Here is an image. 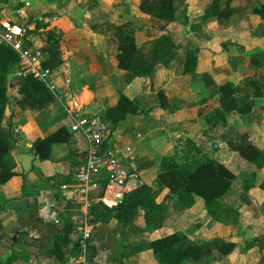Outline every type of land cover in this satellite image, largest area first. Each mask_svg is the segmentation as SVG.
Segmentation results:
<instances>
[{
	"label": "crops",
	"instance_id": "0c3cea01",
	"mask_svg": "<svg viewBox=\"0 0 264 264\" xmlns=\"http://www.w3.org/2000/svg\"><path fill=\"white\" fill-rule=\"evenodd\" d=\"M211 1L185 0L186 21H168L170 30L165 31L179 45L177 55L168 65L157 64L150 75L131 76L124 69V75L113 82L111 73H98L100 69L93 70L86 63L78 65L76 59H71L73 74L80 78H75L73 91L70 67L62 62L51 69L55 90L47 87L54 94L52 102L39 110L21 107L16 101L19 95L14 104L8 102L2 124L8 128L11 123L12 136L9 152L0 157V168L9 158L14 174L0 183L1 261L14 254L13 264H264V244L246 245L247 240L264 234V163L257 165L228 144L235 133L244 132L254 146L264 151V95L252 98L249 112L225 111V120L215 125L205 124L203 119L221 106L218 85L225 81L238 84L254 75L259 80L264 78V61L255 65L250 59L253 52L264 48V20L253 12L264 0H230L229 6L238 10L224 20L225 24L208 9ZM186 48L198 51L194 70L183 73L181 60ZM46 57L47 53H42L41 61ZM17 63L11 71L18 84L23 78L15 75ZM248 90L244 87L238 95H246ZM158 91L167 103L177 107L172 111L161 107ZM121 93L136 101L142 112L118 124L105 119L110 128L105 148L120 157L127 169L137 172L132 181L134 190L141 185L152 188L154 202L161 209L157 212V221H161L157 227L147 224L142 208L128 222H118L115 210L110 222H101L94 218L92 205L85 209L58 191L61 183L73 181L87 148L82 132L68 130L71 117L61 104L104 116ZM55 101L59 105H53ZM61 126L66 130L42 146L49 157L40 159L34 142ZM68 133L69 140L64 141ZM163 157H172L184 166L214 158L234 173L231 188L218 199V206L199 196L185 204L168 185L157 180L163 172ZM223 208L234 209L239 216L222 219ZM85 212L91 224L87 227L89 245L82 256L79 241L83 230L76 229L80 224L76 219ZM69 226L70 231L63 232ZM58 231L62 232V258L51 251L53 235ZM167 235L176 236V249L184 240L197 244L213 238L236 245L217 258L185 255L163 261L153 241ZM90 246L93 250L88 254ZM95 256V262L88 260Z\"/></svg>",
	"mask_w": 264,
	"mask_h": 264
},
{
	"label": "trees",
	"instance_id": "16d2710c",
	"mask_svg": "<svg viewBox=\"0 0 264 264\" xmlns=\"http://www.w3.org/2000/svg\"><path fill=\"white\" fill-rule=\"evenodd\" d=\"M230 0H212L208 9L213 15H216L222 24L224 20L229 19L232 14L238 10L237 7L229 6ZM139 9L142 12L151 14L165 21H175L183 18L182 22L186 21L185 10L186 4L182 8H178L176 0H140ZM183 14H179V10ZM253 12L259 14L264 20V3L253 8ZM231 15V16H230ZM48 22H36L35 30L46 28ZM132 27L124 29L120 27L118 43V67L127 70L128 74L133 75H150L159 63L168 65L177 55L178 44L174 37L169 32H163L151 41L149 50L143 52L137 46L132 34ZM63 30L57 26L48 28L47 42L40 51L47 53V57L42 61V65L48 68H56L62 62V49L60 48V39ZM197 48H186L184 56L181 60V69L183 73L193 71L196 65ZM19 59L18 52L11 46L5 43H0V157L9 152L10 141L12 136L10 132L11 123L7 124L6 128L2 122L5 117V106L9 102L7 95V79L9 71L13 69ZM251 62L259 65L264 61V48L251 54ZM249 89L248 93L243 96L238 95V90L242 88ZM17 92L20 97L16 99L17 103L23 108H31L39 110L52 102L55 97L47 85L32 75H27L17 84ZM219 94L220 107L215 108L203 116L204 123L215 125L219 120H225V111L236 110L240 113L249 112L254 104L253 97L264 95V78L259 80L254 76L247 77L243 82L235 84L231 81H225L217 87ZM161 97V107L172 111L177 106L170 105L163 97L162 91H158ZM142 112L139 104L121 93L118 101L114 106L109 107L104 120L109 119L114 124L126 119L129 115ZM66 128L59 127L50 136L44 139H37L34 142L35 152L40 159L48 158L49 154L42 152L43 145L48 141H52L55 137L62 134ZM69 133L62 138L64 141L69 140ZM59 140V138L57 139ZM229 146L237 150L243 157L255 162L257 165L264 163V151L254 146L248 139L246 133H235L228 142ZM199 150V149H198ZM9 158L2 163L0 168V183L9 179L14 172L11 171ZM162 173L158 174L157 180L162 184L170 187L171 191L185 204H190L195 196L202 197L206 203H215L217 206L219 198L224 195L230 188L234 179V173L221 162L214 158H207L205 161L196 163L193 166L180 165L172 157H163L161 160ZM138 208L144 209L145 221L147 224L157 227L161 221H157V212L160 211V206L154 202V194L152 188L147 185H141L137 190L129 192L120 206L114 209L117 213L118 222H128L133 219L135 211ZM104 207L101 203H94L91 206V211L95 219L101 222H110L113 219V211ZM235 215L237 211L230 209ZM222 219L224 217L222 216ZM71 227H65L63 232H69ZM62 232L53 235V244L51 251L57 257H63V248L60 244ZM177 241L176 236L167 235L153 241V247L159 253L161 260L169 261L171 258H182L185 255L194 256H213L217 258L228 254L235 247L236 243L225 241L222 238H213L210 241H205L197 244H190L184 240V244L179 243V248H174V243ZM181 242V240H179ZM253 244L263 245L264 234L260 237H254L246 241L247 246ZM15 259L14 254H10L5 261L0 260V264H13ZM121 260V259H119ZM121 262V261H119Z\"/></svg>",
	"mask_w": 264,
	"mask_h": 264
},
{
	"label": "rangeland",
	"instance_id": "374dc122",
	"mask_svg": "<svg viewBox=\"0 0 264 264\" xmlns=\"http://www.w3.org/2000/svg\"><path fill=\"white\" fill-rule=\"evenodd\" d=\"M139 2L140 0H0V27L1 22L7 20L10 24L26 28L20 42L24 46L31 45L35 51L46 44L48 28L57 26L62 29L60 39L62 64L66 68L70 67L68 73L73 91L75 78L78 77L73 74L71 59H76L78 65L86 63L93 70L100 69L98 73H111L113 82L118 76H122L124 72L121 71L124 69L118 67L117 58L121 26L124 29L130 27L134 29L132 37L143 52L149 50L151 41L156 36L170 30L168 21L142 12L138 6ZM176 4L178 8H182L184 4L187 6L185 0H176ZM179 14H183L181 9ZM182 20L183 18L180 19L181 22ZM37 21L48 22L49 25L35 30ZM0 43H3L1 39ZM13 83L14 86L17 85L13 72L9 71L7 95L10 104H14V99L20 96ZM53 105L59 103L55 101ZM221 213L224 218L239 216L238 211L235 215L230 209L225 208ZM96 259L95 256L88 260L95 262Z\"/></svg>",
	"mask_w": 264,
	"mask_h": 264
},
{
	"label": "built area",
	"instance_id": "2783aa9c",
	"mask_svg": "<svg viewBox=\"0 0 264 264\" xmlns=\"http://www.w3.org/2000/svg\"><path fill=\"white\" fill-rule=\"evenodd\" d=\"M26 28L18 24H10L7 20L1 22L0 39L11 45L19 54L15 75L21 78L32 75L54 89L51 80V68L44 67L41 61L42 53L30 46H24L20 37L24 36ZM55 90V89H54ZM63 110L70 115L67 125L71 133L82 132L87 138V148L84 161L75 170L72 180L59 185L58 191L62 197L85 209L94 203L114 210L120 206L125 196L134 188L132 181L137 172L127 169L123 160L105 148L110 128L108 123L98 113L79 112L66 103L61 104ZM80 223L76 229L83 230L79 244V255L85 256L88 242L89 214L78 217ZM58 221L57 219L55 220Z\"/></svg>",
	"mask_w": 264,
	"mask_h": 264
},
{
	"label": "water",
	"instance_id": "95a60500",
	"mask_svg": "<svg viewBox=\"0 0 264 264\" xmlns=\"http://www.w3.org/2000/svg\"><path fill=\"white\" fill-rule=\"evenodd\" d=\"M91 250H93V247L92 246L88 247V254H90Z\"/></svg>",
	"mask_w": 264,
	"mask_h": 264
}]
</instances>
